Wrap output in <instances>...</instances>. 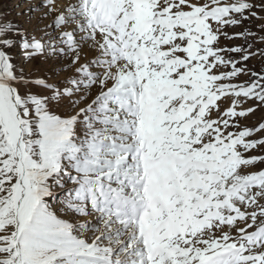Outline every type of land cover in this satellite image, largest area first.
<instances>
[{"label":"snow or ice","instance_id":"1","mask_svg":"<svg viewBox=\"0 0 264 264\" xmlns=\"http://www.w3.org/2000/svg\"><path fill=\"white\" fill-rule=\"evenodd\" d=\"M0 264H264V0H0Z\"/></svg>","mask_w":264,"mask_h":264}]
</instances>
